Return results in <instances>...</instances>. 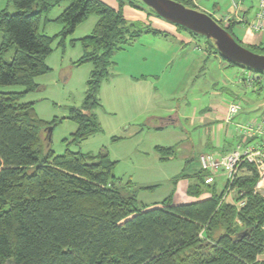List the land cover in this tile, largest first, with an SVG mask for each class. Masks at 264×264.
<instances>
[{
	"label": "trees",
	"instance_id": "1",
	"mask_svg": "<svg viewBox=\"0 0 264 264\" xmlns=\"http://www.w3.org/2000/svg\"><path fill=\"white\" fill-rule=\"evenodd\" d=\"M63 1L9 0L17 11L0 10V264H264L259 259L264 252V197L255 191L259 174L252 164L240 167L231 185L233 201L225 197V188L182 204H173L168 196L149 208L130 182L118 183L117 162L106 149L86 154L67 148L56 155L44 131L63 118L43 120L34 103L21 102L38 88L35 79L50 71L46 60L55 40L63 42L90 15L99 17L93 31L79 39L83 55L74 63L93 65L84 100L72 106L67 117L78 125L73 142L81 143L102 131L96 114L101 107L98 92L111 75L115 53L143 33H164L126 18V5L147 7L157 15L141 0L143 6L118 0V8L102 0H69L55 19L62 23L61 32L42 33L41 21ZM177 1L199 9L192 0ZM233 27L231 23L226 28L238 40ZM203 38L221 55L213 41ZM252 46L264 50L263 43ZM226 61L244 68L241 84L258 92L264 88V72ZM11 86L24 91L5 89ZM249 133L264 140V133ZM156 150L167 159L177 149ZM204 183L189 192L200 196Z\"/></svg>",
	"mask_w": 264,
	"mask_h": 264
},
{
	"label": "crops",
	"instance_id": "2",
	"mask_svg": "<svg viewBox=\"0 0 264 264\" xmlns=\"http://www.w3.org/2000/svg\"><path fill=\"white\" fill-rule=\"evenodd\" d=\"M102 1L113 8L119 7L118 0L116 1L117 5ZM192 1L198 8H202V11L221 20L224 27L234 23V34L240 36L246 43L250 45L264 44V34H256L250 29V24L256 20L259 0ZM143 11L130 5L124 7V14L129 21L140 20L151 24L148 20H144ZM148 18L150 19V17ZM55 19H43L41 23L44 21V28L41 32L50 36L60 33L63 26L55 28L54 33L46 31L48 22L55 21ZM98 20L99 17L92 14L80 23L74 33L63 42L61 38L55 40L53 50L46 60L50 71L37 77L35 81L38 88L25 94L21 99L23 103H34L38 116L43 120L51 121L63 118L53 127L51 133L52 137L58 133L59 138L64 142L61 151H55L56 155L63 154L67 148L86 154H98L106 149L110 158L117 162L116 168L120 165L122 156L135 159V162L132 161L131 165L136 169L139 168L140 176L138 179L128 178L124 174H116V169L115 175L120 185L130 182L131 189L136 191L138 199H140L141 194L157 191L159 187H162L164 181L171 183V191L165 198L172 196L173 204H177L175 199L181 193H183L182 198H185V193L188 195L185 199L186 202L192 201L194 199L192 196L195 195L189 192L190 188L199 182L203 183V180L205 181L203 185L204 192L195 197L204 199L211 196V190L219 193L225 190L227 184L225 169L205 168L201 162V156L211 154L219 159L228 154L234 147L245 149L263 143L264 140L259 135L246 132L243 126L251 120H256L264 113V88L260 92L253 90L255 99H252L246 96L244 87H241L243 84L240 83L237 88L233 86L235 90L229 89L230 100L227 101V104L222 103L221 97L220 99L217 97L209 105L193 106L187 102L183 108V113L171 114L173 108L166 107L164 109L163 106L158 104L157 82L162 79V74L157 67L154 69L148 67L149 58L147 53L150 52L154 59L160 57L161 59L157 61L160 70H164L163 66L171 64L170 44L168 43H178L175 49L182 52L186 51L187 45L194 43L192 35L187 36V32L178 29L173 24H163L161 27H156L153 24V27L164 31V33H143L120 50L129 51L130 48H133L130 52L133 60L129 62V68L125 67L123 71L115 70L116 67H119V63L114 61L110 77L104 80L100 86L98 96L101 107L98 109L101 114L98 113V118L102 131L81 143L73 142L72 135L77 131L78 125L67 117L70 108L79 106L84 100L87 80L93 69L91 63L83 65H75L74 63L83 55V47L79 39L90 34ZM136 45H141V47L135 48ZM135 49L144 50L146 56L145 54L142 56V52L137 54L134 52ZM133 56L141 58L140 60L143 62H136ZM233 77L230 78V82H232ZM239 82H241L240 78ZM13 91L22 92L24 89ZM217 92L219 95L223 93V91L218 90ZM241 97L244 98V105L240 101ZM232 101L239 102L242 105V110L230 118L227 105ZM50 108L54 110L51 111ZM51 115L52 118L47 117ZM241 115L251 116L252 118L240 121L239 116ZM184 117L190 127L189 129L182 127L181 131L174 130L177 138L174 142L162 143L163 141H159L155 143V138L150 132H147L149 139L145 141V136L142 135L145 131L152 129L162 132L166 126L171 124L182 126L181 120ZM190 132L197 136L192 137ZM104 133H109L108 137L120 139L116 143H127L124 146L125 154L123 150L119 152L118 148H115V145L118 144L114 143V140L109 142L107 149V143H103L104 138H98L99 135ZM44 137L48 138L46 130L44 131ZM157 146L176 147V154L167 159H162L160 153L156 150ZM111 147H113V150ZM194 152L197 153V157L193 156ZM188 165H194L195 167L189 169L190 172H188L186 171ZM232 193L226 196L230 201H233L231 197L228 198ZM259 194L264 197V192ZM164 199L152 202L142 201L141 199L140 201L150 208L155 207ZM238 205H241V202ZM259 259L264 260L261 257Z\"/></svg>",
	"mask_w": 264,
	"mask_h": 264
},
{
	"label": "rangeland",
	"instance_id": "3",
	"mask_svg": "<svg viewBox=\"0 0 264 264\" xmlns=\"http://www.w3.org/2000/svg\"><path fill=\"white\" fill-rule=\"evenodd\" d=\"M107 1L110 4H116L117 0H104ZM136 2L137 5L143 6V4L138 0H133ZM70 4L69 0H64L59 5L54 6L51 8V10L48 12L47 16L49 19H55L60 16V14L66 9V7ZM8 7L9 12L14 13L17 11L14 4L9 2V0H0V10L3 8ZM36 8H34L32 11H35ZM202 8H199L201 10ZM128 10V9H127ZM142 14L145 18L144 20H148V22L151 23V25L156 27H161L163 24H170L168 21L160 18L159 16L151 13V11L146 7V10L143 11ZM150 13V14H149ZM94 16V15H93ZM150 17V19L148 18ZM147 24V21H145ZM60 26L62 27V23L57 21H50L48 22V26L46 31L49 33H54L55 28ZM174 26V25H173ZM44 28V21L40 25V31H43ZM240 28V27H237ZM235 28V29H237ZM88 35V34H87ZM187 36H191L189 33ZM1 37V36H0ZM193 37L194 43L186 46V51L183 52L176 51L175 46L178 45V43H168L170 44V57H171V64L169 66H163L164 70H160V65L157 60H160L161 58H153V55L147 53V57L149 58L148 61V67L151 69L157 67L159 71H161L162 79L157 82V88H158V104L160 106H163L164 109L166 107L173 108L171 111V114H176L178 112H184V106L185 103L189 102L190 104L194 105H209L213 101L217 99V97L220 99L224 104H227L230 100V88L234 89L240 85L239 78L242 76V72L244 71V68L241 67H231L230 64L224 60V58L219 55L214 48L211 47V45L205 41V39L202 36ZM236 37L242 45H244L247 48L252 49L253 51L259 52L264 54V50L255 49L252 45L246 43L240 36L236 34ZM140 42V41H138ZM139 44V43H137ZM168 45L167 43H165ZM137 46V47H136ZM135 48L141 47V45H136ZM198 46V47H196ZM133 50V48H130L129 51H118L114 55V61L119 63V67H116L115 70H124L125 67L129 68V62L132 59V54L130 53ZM134 52L137 54H140L142 52V56L145 54L144 50L140 51L138 49H135ZM188 52V53H187ZM146 56V54H145ZM141 57V56H140ZM11 58V55L8 56V59ZM134 60L136 62L142 63L143 61L140 60L141 58L133 56ZM154 59V60H153ZM159 65V66H158ZM234 76V77H233ZM232 78V82H230V78ZM235 88H234V87ZM241 87H244V92H246V96L250 97L252 99H255V93L252 91L255 90L254 87L250 85H241ZM5 89L8 90H22L23 88L20 86H11L6 87ZM218 91H223L222 94H218ZM221 93V92H219ZM200 98V99H198ZM198 99V100H195ZM227 99V100H223ZM242 104L244 105V98L241 97ZM83 102V100H82ZM80 103L79 106L82 104ZM190 110V108H188ZM187 109V110H188ZM51 111L54 109L50 108ZM97 115L99 113V109L96 111ZM166 113V112H164ZM101 114V113H99ZM170 114V115H171ZM54 115V114H52ZM47 116V117H53V116ZM99 117V115L97 116ZM240 121H246L251 116H239ZM254 117V116H253ZM99 119V118H98ZM157 122V121H156ZM161 124V123H160ZM181 125L179 126L176 124H171L166 126L165 129H163L162 132H158L155 130H147L142 135L145 136V141L149 139L148 133L150 132L153 134L152 136L155 138L154 142L158 143L159 141H163L162 143H170L169 141L174 142L177 138L175 137L174 130L181 131L182 127H186L189 129V124H187V120L185 117L183 120H181ZM124 128L126 126H123ZM164 127V126H163ZM162 127V128H163ZM109 130L107 129V132ZM173 132V133H170ZM183 132V131H182ZM105 134V133H104ZM99 135L98 138H104L103 143H107L106 147L108 149L109 142L113 140V137H108L109 133H106L105 135ZM190 135L192 137H196L197 135L192 132H190ZM105 136V137H102ZM107 136V140H106ZM122 140V139H121ZM51 147L54 151H61L60 149L63 147L64 142L59 138L58 133L55 134V136L52 137L51 134ZM120 139L114 140L113 142H119ZM118 145H115V148H118V151L121 152L123 150L125 154V148L124 146L127 145V143H116ZM113 150V147H111ZM196 150V149H195ZM197 152V151H195ZM193 153V156H196L197 153ZM123 154V155H124ZM197 157V156H196ZM132 161L135 162V159L129 158L128 156H122L121 163L116 168V174H124L126 177H133L134 179H138L140 176L139 168L132 167ZM196 164V163H195ZM189 166V165H188ZM137 167V166H136ZM195 166H189L186 171L190 172L189 169H193ZM222 184V183H221ZM162 187H159L157 191L155 192H148L141 194L140 199L142 201L152 202V201H161L164 199L167 195H169L171 191V183L169 181L162 182ZM183 193L178 194L175 201L177 204L182 203H189L198 201L201 198L192 196L194 198L192 201L186 202V197L188 195H184L185 198H182ZM235 191L232 193L231 196L228 198H234ZM226 197V196H225ZM262 259H264V252L259 256Z\"/></svg>",
	"mask_w": 264,
	"mask_h": 264
},
{
	"label": "water",
	"instance_id": "4",
	"mask_svg": "<svg viewBox=\"0 0 264 264\" xmlns=\"http://www.w3.org/2000/svg\"><path fill=\"white\" fill-rule=\"evenodd\" d=\"M158 16L171 24L182 26L215 44L223 58L248 69L264 72V54L242 45L235 36L210 14L188 7L177 0H141ZM53 127L47 129L51 139Z\"/></svg>",
	"mask_w": 264,
	"mask_h": 264
},
{
	"label": "built area",
	"instance_id": "5",
	"mask_svg": "<svg viewBox=\"0 0 264 264\" xmlns=\"http://www.w3.org/2000/svg\"><path fill=\"white\" fill-rule=\"evenodd\" d=\"M221 21V20H220ZM250 29L256 34H264V0H259L258 10L256 13V20L250 24ZM240 103L232 102L227 105L228 115L230 118L238 114L241 110ZM246 132H254L258 134L264 133V115L259 119L251 120L243 126ZM201 162L205 168L220 169L224 168L227 173V187L225 196L233 192L231 187L240 167L243 163L252 164L258 174L259 179L255 186V191L258 193L264 192V145L247 147L245 149L236 148L216 159L211 154H204L201 156ZM242 204V202H241Z\"/></svg>",
	"mask_w": 264,
	"mask_h": 264
}]
</instances>
